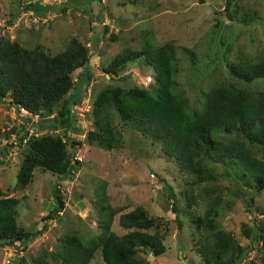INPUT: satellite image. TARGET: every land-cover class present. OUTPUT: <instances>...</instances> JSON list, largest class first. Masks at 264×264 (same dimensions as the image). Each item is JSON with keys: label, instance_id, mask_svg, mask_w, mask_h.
Masks as SVG:
<instances>
[{"label": "rangeland", "instance_id": "1", "mask_svg": "<svg viewBox=\"0 0 264 264\" xmlns=\"http://www.w3.org/2000/svg\"><path fill=\"white\" fill-rule=\"evenodd\" d=\"M27 1L0 0V43L15 40L23 48L52 55L74 37L85 45L90 60L70 73L69 91H76L77 101L72 126L64 130L52 125L54 112L24 115L9 101L8 93L0 100V149L10 138L16 141L10 152H1V193L18 199L12 210L17 226L38 230L24 243L1 244L0 264H6V259L16 262L15 248L30 263L40 256L58 264L56 250L64 234L75 233L82 242L94 240L100 231L102 203L115 208L110 224L114 233L133 228L158 232L159 253L153 254L148 247L135 252L144 262L205 264L196 247L202 239L212 241L215 227L229 232L239 245H249L236 264H258L261 242H249L243 232L264 231V187L254 186L255 175L238 160L206 157L199 170L181 168L158 142L141 134L115 110L109 111L115 136L109 149L89 142L86 132L94 128L90 109L97 90L111 85L154 88V72L146 55L163 43L171 47L176 64L171 89L184 97L188 111H200L207 91L216 86L242 89L264 99V76L244 81L227 69L228 63L255 62L264 56V0H38L49 5L43 11L25 9ZM123 50L143 54L123 63L117 74L106 73L103 67ZM146 75L151 80L142 84ZM25 131L59 135L71 156L68 172L61 175L34 166L29 181L18 185L15 173L24 152L19 136ZM243 146L260 164L259 177L264 176V151L247 139ZM56 183L63 205L47 217ZM208 201L215 211L205 216ZM134 209L144 211L151 221L147 227L120 223V215ZM86 264H105L99 247Z\"/></svg>", "mask_w": 264, "mask_h": 264}, {"label": "trees", "instance_id": "2", "mask_svg": "<svg viewBox=\"0 0 264 264\" xmlns=\"http://www.w3.org/2000/svg\"><path fill=\"white\" fill-rule=\"evenodd\" d=\"M226 5L227 1L225 9ZM23 7L43 11L49 5L28 0ZM138 53L143 54L136 50L120 51L103 70L117 74L122 64ZM89 60L87 48L74 37L62 50L52 55L36 48H23L15 40L6 39L0 43V100L8 93L9 101L17 107L31 112H54L52 125L64 130L72 126L71 105L77 101L76 91H69L72 87L70 73L78 66L85 67ZM146 60L154 72V88L150 91L135 85H111L97 90L90 109L94 128L87 130V140L104 149L113 145L115 136L109 111L115 110L141 134L158 142L161 150L181 168L199 170L202 158L215 157L221 160L232 157L255 175L256 188L264 187V176L259 177L260 164L257 165L256 157L247 153L243 146V139H247L264 151V99L253 98L242 89L216 86L207 91L200 111H188L184 97L171 89L170 79L176 69L171 47L163 43L146 55ZM227 69L244 81L263 77L264 56L255 62L228 63ZM85 76L86 73L82 74V78ZM231 133L234 135L229 137ZM22 137H25L24 152L15 173L18 185L23 186L29 181L34 166L61 175L68 172L72 166L71 156L66 152L65 141L59 135H27L25 131L19 136L20 142ZM1 152L5 151L1 148ZM58 185H53L51 193L54 201L47 217H53L62 208ZM167 189L169 198L173 200L170 187L167 186ZM16 202V197L2 194L0 189V245L14 241L24 243L38 232L17 226L12 212ZM172 209L175 210L174 202ZM214 209L213 202L208 201L204 215L214 213ZM114 212L115 208L100 204V231L92 241L82 242L75 233L64 234L56 250L58 264H86L97 247L105 264H151L135 257V252L148 247L153 254L159 253L161 237L158 232L148 233L133 228L118 235L110 229ZM199 219L198 215L194 217L197 225ZM119 221L124 226L132 224L137 227H147L151 222L142 209L121 214ZM212 230V241L202 239L196 247L205 264H236L249 250V245H239L229 232L215 227ZM263 232V229H246L243 232L249 236V242H261L262 254L258 264H264ZM31 263L49 264L40 256L34 257Z\"/></svg>", "mask_w": 264, "mask_h": 264}, {"label": "built area", "instance_id": "3", "mask_svg": "<svg viewBox=\"0 0 264 264\" xmlns=\"http://www.w3.org/2000/svg\"><path fill=\"white\" fill-rule=\"evenodd\" d=\"M145 79L144 80H142V84H146L149 80H151V76H149V75H146L145 77H144ZM3 98V97H2ZM1 98V99H2ZM18 108H20L22 111H25V112H23L24 113V115H27V114H33L34 116H37L38 115V113L37 112H31V111H28L27 109H25V108H23V107H21V106H18ZM75 109H76V104L74 103V104H72L71 105V113H73L74 111H75ZM28 115V116H29ZM29 133L30 132H28V134L27 135H29ZM24 140H25V137H22V140H21V142H24ZM15 145H16V141H15V139L14 138H10L8 141H6V143H4V147L2 148L3 149V151H5V152H10V150L13 148V147H15ZM8 146V147H7ZM4 152V153H5ZM0 156L2 157V155L0 154ZM17 253H16V262L14 263V264H31L29 261H26V260H24V259H22L21 257H20V254H21V252H22V250H17L16 248L14 249ZM7 255L8 256H11V253L9 252H7ZM14 261H15V259H14ZM5 262H6V264H13V261H12V259H6L5 260Z\"/></svg>", "mask_w": 264, "mask_h": 264}]
</instances>
